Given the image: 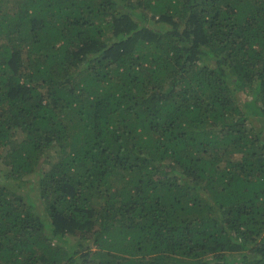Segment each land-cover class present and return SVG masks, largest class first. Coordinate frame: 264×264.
Segmentation results:
<instances>
[{"label":"trees","instance_id":"obj_1","mask_svg":"<svg viewBox=\"0 0 264 264\" xmlns=\"http://www.w3.org/2000/svg\"><path fill=\"white\" fill-rule=\"evenodd\" d=\"M0 160V264H264V0H0Z\"/></svg>","mask_w":264,"mask_h":264},{"label":"rangeland","instance_id":"obj_2","mask_svg":"<svg viewBox=\"0 0 264 264\" xmlns=\"http://www.w3.org/2000/svg\"><path fill=\"white\" fill-rule=\"evenodd\" d=\"M14 1L15 0H8V3H9V5H13V3H14ZM11 7V6H10ZM22 52L23 53H25V50H22ZM21 135L22 134H18V136H16L15 138V141L16 140H19V138H21ZM8 147V146H7ZM7 147L6 148H3L2 149V152H4V151H6V149H7ZM57 148L55 147V146H53V147H51V148H49L48 149V152H45V154H47V162H44L42 165L43 166H41V167H44L45 169L47 168H49L50 167V165H51V162H48V160H49V158L51 159V160H53V161H55L56 160V157H57V155H58V153H57ZM238 157V155H235V154H232V155H230V156H226V157H224V159H236ZM52 161V162H53ZM5 167V165L1 162V160H0V168L1 169H3ZM44 169V170H45ZM76 243V238L75 237H69V236H67L66 237V244L64 245V246H66V247H68V246H72V245H74ZM83 253H84V250H81V249H79V252H77V254L76 255H74L76 258H78L79 256H80V261H84L85 259H86V256L85 255H83ZM79 261V260H78Z\"/></svg>","mask_w":264,"mask_h":264}]
</instances>
